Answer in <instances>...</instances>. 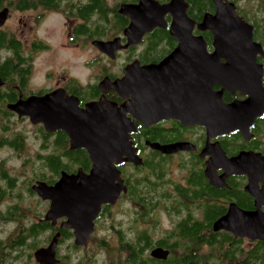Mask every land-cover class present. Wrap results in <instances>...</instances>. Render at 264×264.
<instances>
[{
    "label": "flooded vegetation",
    "instance_id": "af4514ba",
    "mask_svg": "<svg viewBox=\"0 0 264 264\" xmlns=\"http://www.w3.org/2000/svg\"><path fill=\"white\" fill-rule=\"evenodd\" d=\"M99 1L106 14L95 9L90 15L91 0H0L5 17L0 26V152H11L0 159V228L8 226L0 237V264H117L127 256L126 244L139 242L117 222V212L124 209L135 213L129 230L136 227L151 237L138 247L155 262L192 257L194 264H264V241L214 227L230 210L264 213L262 105L255 107L244 133H219L222 87L212 77L203 82L199 70L189 69L170 81V89L165 81L173 77L160 66L179 47L170 35L171 14L164 17L167 28H154L140 43L128 44L125 31L131 22L119 9L140 0ZM243 1L234 0L237 12ZM185 2L197 23L215 13L211 0L213 8L197 20L192 0ZM194 35L204 36L197 28ZM98 42H116L114 52H102ZM206 47L214 53L212 42ZM73 53L81 58H72ZM257 64L264 68V56H257ZM145 71L146 83L131 81L143 79ZM221 97L225 106L250 98L227 90ZM43 112L53 115L43 117ZM92 126L126 131L143 162L136 166L120 154L114 184L121 192L94 218L88 210L95 194L89 193L105 183L90 178L93 163L83 135L75 133V138L64 129ZM29 140L38 145L37 152L24 158ZM240 155V172L230 173L227 160ZM12 160L32 168L30 163H36L40 171L12 174L7 167ZM41 184L50 188V198L40 194ZM163 219L171 228L159 235ZM158 248L169 252L167 260L152 257Z\"/></svg>",
    "mask_w": 264,
    "mask_h": 264
},
{
    "label": "water",
    "instance_id": "95a60500",
    "mask_svg": "<svg viewBox=\"0 0 264 264\" xmlns=\"http://www.w3.org/2000/svg\"><path fill=\"white\" fill-rule=\"evenodd\" d=\"M212 1L215 6V13H206L200 23L189 17L187 13L188 4L185 0H172L169 5H162L154 0H140L138 4H123L119 9V13L130 19L131 22L125 31L128 44L140 43L144 36L154 28H167L168 25L164 21V17L170 13L172 16L170 35L177 40L179 47L160 66L164 68V75L169 74L173 77L165 80L168 81L169 89L171 84L174 83L173 81L178 80L180 73H186L189 69L199 70L198 75L203 82L212 77V81L222 87L217 106V128L219 133L237 129L244 133L254 119L255 107L260 104L264 109V68L257 64V56H264V46L255 40L253 25L238 14L234 0ZM4 19L5 17L2 19L0 16V26L3 24ZM195 28L199 32H209L211 34L212 44L215 48L213 54L207 52L208 42L205 37L194 35ZM115 44L116 42H98L97 45L102 52L112 54ZM119 44H121V40L117 39V45ZM192 53H195L196 56L189 55ZM223 60L226 63H222ZM143 75H145L143 79L141 77L136 79L135 76V79L133 78L131 81L146 83L147 71ZM127 76L129 77L128 74ZM128 77L127 79H130ZM158 80H162V78H158ZM201 90L205 92L207 85L203 83ZM225 90L249 94V101L239 103V105L225 106L221 97L222 92ZM12 108L17 109V106ZM41 115L49 117L53 114L43 112ZM247 118H249V121H247ZM50 123L56 125L54 121ZM64 129L70 136H74L75 133L83 135V146L89 152L93 163L90 178L100 179L105 183L100 190L89 193V195L95 194L92 196L94 200L88 210V215L94 218L104 203L115 204L118 194L121 192L114 184L120 175L115 166L122 161L120 154L122 157H126L123 159L124 161L131 162L136 166L142 165L143 162L136 155V150L132 148L129 136L125 135L126 131L120 132L115 128H98V126L95 128L92 126L91 129L85 128L81 131ZM93 140L102 141V145H97ZM165 149L168 151L170 148L166 147ZM241 158H243V155L227 160L230 173L240 172ZM38 189L41 190L40 194L42 196L50 198V188L41 184ZM214 227L215 230L224 229L234 232L237 236L264 241V213L262 212L247 213L230 210L227 215L215 223ZM91 228L92 222L90 223ZM78 238L82 240L80 239L81 235ZM51 250H53V247ZM151 255L158 260H167L169 252L158 248Z\"/></svg>",
    "mask_w": 264,
    "mask_h": 264
},
{
    "label": "trees",
    "instance_id": "16d2710c",
    "mask_svg": "<svg viewBox=\"0 0 264 264\" xmlns=\"http://www.w3.org/2000/svg\"><path fill=\"white\" fill-rule=\"evenodd\" d=\"M92 1H96V4L93 5ZM134 1V0H129ZM244 4L242 5L241 3ZM240 2L238 5V14L243 17L247 22L253 25L254 27V38L256 41L261 43L264 46V0H244ZM192 4L195 7L197 20L202 19V15L205 10L208 8H213L211 0H192ZM98 9L100 13L106 14V9L104 8V4L99 0H91L90 7V15L93 14L94 10ZM207 42H212V37L210 34H204ZM0 73H2V68L0 66ZM51 160V159H50ZM139 213V212H138ZM136 228V227H135ZM139 229V228H138ZM132 231V230H131ZM134 237L138 238L139 242H144L148 245L150 242V236L143 231L142 229L133 230L131 233ZM130 235V236H132ZM183 235V234H182ZM186 235V234H185ZM188 236V235H187ZM139 242L136 244H126L125 251L127 252V256L125 258H119L117 260V264H194L195 258L185 257L184 259H179L177 261L172 260L171 262L158 263L153 261L151 258H147L144 256V250L139 246ZM164 242V241H162ZM120 249L124 250V245H120Z\"/></svg>",
    "mask_w": 264,
    "mask_h": 264
},
{
    "label": "rangeland",
    "instance_id": "374dc122",
    "mask_svg": "<svg viewBox=\"0 0 264 264\" xmlns=\"http://www.w3.org/2000/svg\"><path fill=\"white\" fill-rule=\"evenodd\" d=\"M241 4L243 5L244 2ZM60 26H61V24H60ZM72 58H81V56L77 55L76 53H73ZM72 61H73L74 65H76L77 61L74 59ZM27 130H29V129H27ZM26 132L29 133V131H26ZM29 143H30V146H29V149L27 150V153H24V155H23L24 158H26L28 156H33L37 152V146L38 145L33 143V142L31 144V140H29ZM10 155H11V152H8L7 149L6 150L4 149L2 152H0V159L4 156H10ZM22 162L23 161H21V160H12L11 162H7V167L9 168V171H11L12 174H15V175H37V172L39 173L40 170L38 169V165L36 163H34V165H33V163H30L34 167V168H32L30 165L26 164L27 165L26 166V165L22 164ZM19 167H23V168L21 169L20 172H17L16 169H19ZM134 214L132 213V211L125 210V209L117 212V222L121 223L122 229L128 235H132L131 234L132 231L136 229V228H133L132 231L129 230L130 229L129 227L132 226V222L135 218ZM170 224L171 223L168 222L166 219H163L162 225L158 230V231H160L159 235L163 234L167 229H170L171 228ZM7 230H8V226L1 227L0 228V237L6 235ZM107 260H108V257H107Z\"/></svg>",
    "mask_w": 264,
    "mask_h": 264
},
{
    "label": "bare ground",
    "instance_id": "6f19581e",
    "mask_svg": "<svg viewBox=\"0 0 264 264\" xmlns=\"http://www.w3.org/2000/svg\"><path fill=\"white\" fill-rule=\"evenodd\" d=\"M137 99V98H136ZM140 100V98L137 99V101Z\"/></svg>",
    "mask_w": 264,
    "mask_h": 264
}]
</instances>
